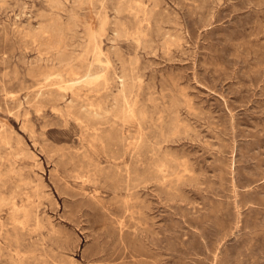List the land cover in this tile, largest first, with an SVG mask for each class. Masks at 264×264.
Wrapping results in <instances>:
<instances>
[{"label": "rangeland", "instance_id": "obj_1", "mask_svg": "<svg viewBox=\"0 0 264 264\" xmlns=\"http://www.w3.org/2000/svg\"><path fill=\"white\" fill-rule=\"evenodd\" d=\"M0 264H264V0H0Z\"/></svg>", "mask_w": 264, "mask_h": 264}, {"label": "bare ground", "instance_id": "obj_2", "mask_svg": "<svg viewBox=\"0 0 264 264\" xmlns=\"http://www.w3.org/2000/svg\"><path fill=\"white\" fill-rule=\"evenodd\" d=\"M153 1V0H152ZM154 4V3H153ZM156 5V4H155ZM150 14V13H149ZM149 16V15H148ZM147 16V17H148ZM105 21L100 23L98 29H95L92 25H90L86 29L85 37L87 39V45L84 50V54L77 59L80 67H76L73 64H70V57H66V55L61 51L62 49V39L64 34V26L60 22H52L48 26H44L40 29V34L47 35L49 41L47 43L50 44L51 48L55 49L57 52L58 58L60 62H63L64 65V75H67L71 78V86L72 85H84V86H98L100 81L104 79L105 70L108 66V58L103 55L100 48V35L104 31ZM52 38L53 41L51 40ZM23 44V43H22ZM31 51V50H30ZM57 72V71H56ZM63 72V71H61ZM60 72V73H61ZM60 73L57 75L58 81L54 84L57 85L58 88H64L66 86V82L62 80ZM123 79H126V74H123ZM54 79V78H53ZM122 82L123 88L125 87V82ZM27 101V100H26ZM46 103V102H45ZM46 105V104H45ZM185 105V104H184ZM128 109L125 111L127 112ZM10 114V113H9ZM29 123V122H28ZM115 125V124H114ZM94 126V125H93ZM116 129V128H115ZM99 131V129H98ZM103 131V130H102ZM101 131V132H102ZM120 131V130H119ZM100 132V131H99ZM105 132V131H104ZM5 134V133H4ZM92 136V134H90ZM90 138V137H89ZM6 140V138L4 137ZM3 139V140H4ZM92 139V138H91ZM94 139V138H93ZM112 137L110 138V140ZM109 140V139H107ZM109 140V141H110ZM114 141V140H113ZM111 142V141H110ZM117 142H121L117 141ZM102 144V143H101ZM108 144V142H107ZM110 144V143H109ZM112 144H114L112 142ZM117 143H115L116 145ZM106 147V146H105ZM111 147V146H110ZM109 147V148H110ZM41 148V147H40ZM115 149V148H114ZM117 149V148H116ZM112 151V150H111ZM115 151V150H114ZM119 151V150H118ZM110 153V152H109ZM125 153V152H124ZM52 154V153H51ZM111 154V153H110ZM117 155V154H116ZM110 156V155H109ZM115 156V155H114ZM120 156V155H119ZM123 156H121L122 158ZM114 158V157H113ZM112 159V157H111ZM117 159V158H116ZM3 160V159H2ZM115 160V159H114ZM81 166V165H80ZM96 167V166H95ZM183 167V166H182ZM186 168V167H185ZM79 177V176H78ZM117 177V176H116ZM182 177V176H181ZM184 178V177H183ZM158 179V178H157ZM156 179V180H157ZM80 180V179H79ZM94 181V180H93ZM91 183V182H90ZM177 183V182H176ZM32 184V183H31ZM96 185V184H95ZM37 186V185H36ZM124 187V186H123ZM168 188V187H167ZM94 197V196H93ZM98 202V201H97ZM140 224V223H139Z\"/></svg>", "mask_w": 264, "mask_h": 264}]
</instances>
